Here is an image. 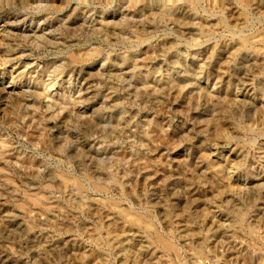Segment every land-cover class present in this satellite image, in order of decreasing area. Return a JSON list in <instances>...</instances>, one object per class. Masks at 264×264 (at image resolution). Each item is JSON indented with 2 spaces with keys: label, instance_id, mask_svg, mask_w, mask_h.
<instances>
[{
  "label": "rangeland",
  "instance_id": "rangeland-1",
  "mask_svg": "<svg viewBox=\"0 0 264 264\" xmlns=\"http://www.w3.org/2000/svg\"><path fill=\"white\" fill-rule=\"evenodd\" d=\"M42 6L0 21V264H264V43H242L264 38V0ZM50 16L57 45L21 40ZM69 87L87 88L85 114Z\"/></svg>",
  "mask_w": 264,
  "mask_h": 264
},
{
  "label": "bare ground",
  "instance_id": "bare-ground-1",
  "mask_svg": "<svg viewBox=\"0 0 264 264\" xmlns=\"http://www.w3.org/2000/svg\"><path fill=\"white\" fill-rule=\"evenodd\" d=\"M11 1V3L9 4H14L16 2L14 1H19L20 3L24 4L26 2V0H0V3H3L4 5H2V7L0 8V21H2L4 24H6V26L8 25V21L11 19L12 20V27H16L18 25H23L25 26L27 21H30V23L33 21V20H37V19H42L43 17L49 15L50 13L49 12H46L47 11V6L46 7H43L42 6V3L44 2V0H33V3L35 5L32 6V8L35 9V12L31 13L30 11L28 12L27 9H23L22 12H16V10H6L4 6H7L8 2ZM63 2V1H62ZM8 4V5H9ZM61 4V3H60ZM17 5V4H16ZM30 5V4H29ZM17 7V6H16ZM27 7V6H26ZM21 8V7H20ZM28 8V7H27ZM50 10V9H48ZM55 18H52L51 16L49 17V19L47 20H43L42 23H41V26H37L35 29L34 28H31V30H29L28 32H30V34H26L28 32H25L20 34V38L22 41L24 42H28V43H33V44H37V46L39 47H45V48H48V47H51V46H55L57 45V43L54 42L55 40V37L57 36L56 33L52 32L50 30V28L53 26L52 23L54 21ZM109 20V19H107ZM178 20V19H177ZM187 21V20H185ZM184 21V22H185ZM184 22L181 21V23L183 24ZM188 24H189V21H187ZM107 23V22H106ZM105 23V24H106ZM177 24V23H176ZM179 24V23H178ZM181 24V25H182ZM15 25V26H14ZM179 26V25H178ZM65 28L67 29H71V28H68V26H65ZM83 28V27H82ZM84 29V28H83ZM19 30V29H18ZM78 32V31H77ZM74 34V33H73ZM16 35L15 33H13L10 29L8 30H4L3 31V35H2V40L4 41L6 47H9L11 46V42L12 41H16V39L14 38ZM76 36V35H75ZM264 36V35H263ZM252 42H261V43H264V38L260 37L259 35H252V36H249V37H246L245 39H242V43L243 44H249V43H252ZM47 50V49H46ZM78 54V53H77ZM2 57V56H1ZM20 57H22V55L20 54ZM6 59L7 56L5 57ZM24 58V57H22ZM125 60L124 58H121V63L124 64ZM55 63H58L59 64V68L62 69L63 67V63H62V60H61V57L58 56L56 58H54L53 60V64ZM80 65V64H79ZM119 65V64H117ZM124 66V65H123ZM134 66V64H133ZM132 66V68H133ZM61 69L59 70L60 72H63L64 69L61 71ZM128 69V68H127ZM130 69V68H129ZM51 71L53 72H57L58 71V68L57 66H53V65H50L45 73L43 74V76H46V77H49ZM100 73V71H99ZM119 73V72H118ZM199 74V73H198ZM100 75V74H99ZM24 77L23 76H20L18 78V81H20L22 78ZM55 78H57V76H53V79L50 80V82L52 84H50L48 86V91H54V88H52V86H54V80ZM14 79V78H12ZM124 79V78H123ZM49 80V79H48ZM69 82V81H68ZM21 84V83H20ZM130 86V85H129ZM21 87H24V84L21 86ZM127 88V87H126ZM81 89L77 90L76 92H72V88L69 87V99H72L74 100L73 104H74V107L76 108V110H74L75 112V115H83L86 113L87 111V105H86V101L87 99L85 98L86 94L88 93L87 91V88L84 89L83 91V95H81ZM135 90V89H134ZM30 93V91H24V95H23V98H22V109L25 111V110H28L29 108H32L34 106V103L35 101H33V99L31 98L32 96L30 94H27ZM65 93V92H64ZM107 99V98H106ZM49 101H50V105L47 104L46 105V112L49 111L51 115V117L53 118H58L60 113L61 112H64L65 110V107H63L61 104V102H59L57 99H55V97H49ZM109 108V107H108ZM44 111V112H45ZM78 118V117H77ZM82 118V117H81ZM33 119V118H32ZM79 120V119H78ZM94 122V121H93ZM97 124V123H96ZM72 130V129H71ZM55 132L56 134L58 135H61V128H59V126H55ZM61 136H55V140L57 141L58 139H60ZM71 140V139H70ZM55 143H58V142H55ZM62 143V142H61ZM59 146V145H58ZM58 148L57 152L61 153V145L60 147H56ZM89 153H91L89 151ZM94 157V156H93ZM60 177V181H61V175H59ZM50 180H47L45 181V184L44 186L42 185H39V187H43V188H36V192H29L27 193L26 197L31 201L33 202L34 204L38 205H45L46 201L49 202V200L44 196L46 194L47 191H46V188L51 186L49 184ZM114 181V180H113ZM52 182V181H51ZM70 182V179L69 178H63V181L61 182L62 184L64 183V185H67L68 183ZM56 185V184H55ZM71 185V182L70 184ZM33 186V185H32ZM68 186V185H67ZM35 187V186H34ZM53 187V186H52ZM77 190L80 191L81 188L77 185ZM97 188V187H96ZM32 189V188H31ZM263 189H264V186H263ZM35 191V190H34ZM44 207V206H43ZM25 211V210H24ZM126 216V215H125ZM132 223H135V222H138L139 221L137 220L136 217H133V216H130L128 217ZM141 222V221H140ZM131 223V222H130ZM137 223V224H138ZM142 223V222H141ZM147 223V222H146ZM142 225V224H141ZM145 225V224H144ZM147 225V224H146ZM157 241L159 242V244L164 248V249H167V250H170L172 249V246L167 242L165 241L164 239L160 238L159 236L156 237ZM158 244V245H159Z\"/></svg>",
  "mask_w": 264,
  "mask_h": 264
}]
</instances>
